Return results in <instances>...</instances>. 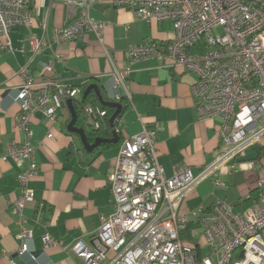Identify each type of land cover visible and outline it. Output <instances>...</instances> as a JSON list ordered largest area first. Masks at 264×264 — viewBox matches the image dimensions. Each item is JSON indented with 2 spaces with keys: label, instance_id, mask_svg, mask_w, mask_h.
Segmentation results:
<instances>
[{
  "label": "built area",
  "instance_id": "obj_1",
  "mask_svg": "<svg viewBox=\"0 0 264 264\" xmlns=\"http://www.w3.org/2000/svg\"><path fill=\"white\" fill-rule=\"evenodd\" d=\"M74 13L73 21L56 31L54 42H78L88 32L97 36L103 56L111 68L114 84L109 101H132L128 82L134 67L142 61L157 60L166 68H181L197 76L192 87L201 121L220 120V148L214 162L198 176L187 167L167 178L159 163V128L143 131L123 141L115 170L109 178L114 212L103 217V225L90 240H79L71 252L82 264H264V163L252 162L260 172L258 197L242 213L218 200L210 213L183 212L194 190L214 177L215 189L225 190L221 173L237 170V162L264 143V0H63ZM30 0H0V51L10 50L12 30L30 27L33 16ZM96 5L122 8L135 13L148 24L172 22L174 38L130 47L126 65L119 67L105 42L108 22H95ZM222 29V34L214 31ZM46 43L32 41L37 55ZM65 63L63 54H55ZM24 82L18 101L21 112L15 123L22 142L8 146L2 161L20 170L22 195L11 205L19 217L22 241L17 256L30 254L33 231L25 227L24 209L35 202L30 183L38 178L36 148L33 145V119L42 114L57 122L67 102L83 96L84 87H67L56 77L54 63L44 67V78L35 80L23 69ZM123 92V93H122ZM86 125L99 130L108 121V112L88 104L82 107ZM121 119L115 121V134H121ZM49 139L54 138L49 134ZM235 163V164H234ZM45 204H40V208ZM191 224L202 230L197 244L182 234ZM192 236H196L192 232ZM45 248L57 245L49 234ZM13 261L12 255H5Z\"/></svg>",
  "mask_w": 264,
  "mask_h": 264
},
{
  "label": "crops",
  "instance_id": "obj_2",
  "mask_svg": "<svg viewBox=\"0 0 264 264\" xmlns=\"http://www.w3.org/2000/svg\"><path fill=\"white\" fill-rule=\"evenodd\" d=\"M29 9L33 24L12 30L11 49L0 51V264H82L70 249L79 240L90 241L101 229L103 217L114 212L109 178L115 170L120 143L140 134L145 127L159 128L157 151L167 178L183 167L198 176L215 160L221 145V121L199 119L192 94L195 74L181 68H166L157 60L142 61L134 67L128 82L132 101L123 100L125 111L120 118L117 145L100 147L90 154L81 139L67 130L72 118L69 109L58 112L57 122L36 114L32 142L39 175L30 183L35 202L24 209L25 227L33 231L31 253L17 256L22 228L11 203L22 195L20 170L12 162L2 161V156L9 145L23 141L15 123L21 112V70L27 69L29 77L39 80L44 78V67L54 63L60 84L84 87L90 82L107 99L114 84L109 76L111 68L94 33L88 32L74 43L54 42L56 31L74 19L73 11L63 0H30ZM92 19L108 22L105 42L119 67L126 65L125 54L130 47L174 38L172 22L148 24L122 8L96 5ZM34 40L46 43L37 55L32 49ZM57 53L64 55L65 63L56 59ZM81 102L83 96L75 101L77 105ZM49 134L54 138L49 139ZM260 160L264 163V143L250 149L247 158L237 162V170L229 173L225 169L221 173L225 190L215 189L211 177L193 191L182 211L210 213L218 200L226 202L236 213L246 211L250 198L258 195L261 175L253 171L251 164ZM42 203L45 207L40 208ZM202 233L191 224L182 238L197 244ZM45 234L58 244L45 248ZM7 254L14 256L13 261L6 258Z\"/></svg>",
  "mask_w": 264,
  "mask_h": 264
},
{
  "label": "water",
  "instance_id": "obj_3",
  "mask_svg": "<svg viewBox=\"0 0 264 264\" xmlns=\"http://www.w3.org/2000/svg\"><path fill=\"white\" fill-rule=\"evenodd\" d=\"M95 92L96 96L98 97L99 102L102 104V106L104 107H110L115 109V113L112 116V118L110 119V125L111 127H114L115 125V121L116 119L119 117V115H121L122 111H123V105L119 104V103H112V102H108L104 99L102 93H101V89L97 86V85H91L89 86L86 91L83 94V102L88 98V96L92 93ZM67 107L71 113V122L68 125V132L71 134H75L77 135L81 141L82 144L84 146V149L86 152L92 154L94 153L97 149H99L102 145L105 144H117L118 143V138L117 135L114 134L113 139L111 140H103V139H96V141L94 143H92L87 135V130L86 127L83 128H79L77 127V123L79 121V115L77 113L76 107L74 105L73 101H68L67 102ZM115 133V132H114Z\"/></svg>",
  "mask_w": 264,
  "mask_h": 264
},
{
  "label": "trees",
  "instance_id": "obj_4",
  "mask_svg": "<svg viewBox=\"0 0 264 264\" xmlns=\"http://www.w3.org/2000/svg\"><path fill=\"white\" fill-rule=\"evenodd\" d=\"M89 86H91L90 82L84 86V92ZM103 97H104V99L106 101L110 102L105 96H103ZM122 103H123V101H121L119 104H122ZM88 104H92L95 107H100V108H102V109H104V110H106L108 112L109 119H108V121H106V123L99 130H93L90 127L87 128L86 127L87 125H86L85 117L83 119L81 117V115H83L82 107L85 106V105H88ZM74 105H75L77 113L79 115V121L77 123V127H79V128L86 127L87 128L86 129L87 130V135H88V137H89V139H90V141L92 143H94L96 141V139H103V140H111V139H113L116 125H114V127H111L109 121L112 118V116L114 115L115 109L110 108V107L102 106V104L98 100V97L94 93H91L84 102L80 103V105H77L76 103H74ZM124 111H125V108L123 109L121 115H119V117L117 119L121 118V116L123 115ZM122 143L123 142H121L120 144L122 145ZM117 144H119V143H117ZM117 144H105V145H102L101 147H103V148L104 147H111V146L117 145ZM257 197H258V195L256 194L254 197L252 196L250 198V200L248 201V203H249V207L248 208H250L253 205V203H254V201L256 200Z\"/></svg>",
  "mask_w": 264,
  "mask_h": 264
},
{
  "label": "rangeland",
  "instance_id": "obj_5",
  "mask_svg": "<svg viewBox=\"0 0 264 264\" xmlns=\"http://www.w3.org/2000/svg\"><path fill=\"white\" fill-rule=\"evenodd\" d=\"M219 34H222V29H217L214 31V35H219ZM261 123L264 124V119L261 120ZM198 238H199L198 240H202V236H199Z\"/></svg>",
  "mask_w": 264,
  "mask_h": 264
}]
</instances>
